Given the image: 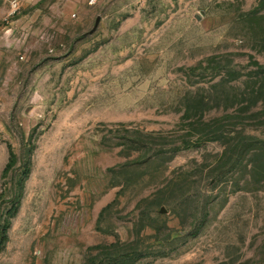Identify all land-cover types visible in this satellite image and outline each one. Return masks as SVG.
<instances>
[{
	"label": "rangeland",
	"instance_id": "1",
	"mask_svg": "<svg viewBox=\"0 0 264 264\" xmlns=\"http://www.w3.org/2000/svg\"><path fill=\"white\" fill-rule=\"evenodd\" d=\"M2 227L0 264H264V0H0Z\"/></svg>",
	"mask_w": 264,
	"mask_h": 264
},
{
	"label": "trees",
	"instance_id": "2",
	"mask_svg": "<svg viewBox=\"0 0 264 264\" xmlns=\"http://www.w3.org/2000/svg\"><path fill=\"white\" fill-rule=\"evenodd\" d=\"M4 232H5V227H2V228H1V236H0V240H3V238H5V234H4Z\"/></svg>",
	"mask_w": 264,
	"mask_h": 264
},
{
	"label": "water",
	"instance_id": "3",
	"mask_svg": "<svg viewBox=\"0 0 264 264\" xmlns=\"http://www.w3.org/2000/svg\"><path fill=\"white\" fill-rule=\"evenodd\" d=\"M97 21H98V18L96 19L95 24H94V26L92 27L91 31L94 30V28L96 27V23H97Z\"/></svg>",
	"mask_w": 264,
	"mask_h": 264
}]
</instances>
